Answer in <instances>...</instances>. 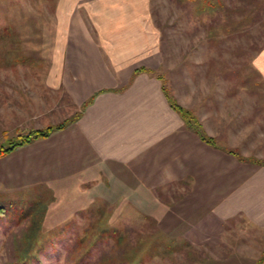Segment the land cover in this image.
Here are the masks:
<instances>
[{
    "label": "crops",
    "instance_id": "0c3cea01",
    "mask_svg": "<svg viewBox=\"0 0 264 264\" xmlns=\"http://www.w3.org/2000/svg\"><path fill=\"white\" fill-rule=\"evenodd\" d=\"M48 14L54 45L47 86L79 112L87 106L75 123L0 156V199L87 187L111 221L134 222L114 219L135 214H128L133 207L136 220H152L167 238L208 244L211 254L220 253L231 221L264 230V165L231 152L249 142V104L213 88L190 104L169 88L215 144L187 127L158 75L164 60L151 0H56ZM253 66L264 83V48ZM256 110L253 117L263 116L264 100ZM255 148L239 154L264 159V151L248 153ZM222 253L215 264H257L244 250Z\"/></svg>",
    "mask_w": 264,
    "mask_h": 264
},
{
    "label": "rangeland",
    "instance_id": "374dc122",
    "mask_svg": "<svg viewBox=\"0 0 264 264\" xmlns=\"http://www.w3.org/2000/svg\"><path fill=\"white\" fill-rule=\"evenodd\" d=\"M55 3L0 0V149L79 112L66 94L47 86L54 45L48 12ZM211 3L212 7L203 0H151L164 60L158 75L190 104L209 88L236 103L247 101L254 128L249 142L240 146L244 154L256 147L248 153L260 157L264 111L256 118L253 112L264 100V83L253 61L264 48V0ZM241 147L236 151L243 153ZM98 203L95 191L87 187L31 190L0 199L5 208L0 215V264H215L224 259L221 251L227 248L244 250L257 261L264 257V230L242 219L223 227L220 253L211 254L208 244L199 248L170 239L152 220H136L140 217L133 207H128V214H135L114 219L134 222H113L111 212Z\"/></svg>",
    "mask_w": 264,
    "mask_h": 264
},
{
    "label": "trees",
    "instance_id": "16d2710c",
    "mask_svg": "<svg viewBox=\"0 0 264 264\" xmlns=\"http://www.w3.org/2000/svg\"><path fill=\"white\" fill-rule=\"evenodd\" d=\"M203 4L205 6L210 5V7H212V3L211 0H203ZM145 68H142L141 70L138 71H145ZM163 89L166 92V96L169 98L170 101V105L173 109H175L178 113H180V115L183 117V119L186 122V125L189 129H191L192 131H194L195 133H197L202 140L206 141L207 143L210 144H215L214 141L210 138H208L204 132L202 131L201 125L199 124L198 120L195 118V116L192 114V112L186 108H184L183 106H181L171 95L170 89L166 86V83L164 82L163 85ZM87 106L84 105L83 108L80 110V112H77L73 117L65 120L64 122L56 125V126H51L48 127L45 130H36L31 132L28 136L23 137L21 140L17 141V142H13L10 143V146L7 148H2L0 149V156L5 155L11 151H13L14 149L27 145L29 143H32L35 140L38 139H43V138H47L49 137L53 132L58 131V130H62L64 129L66 126L71 125L73 123H75L82 115L84 108ZM232 153L236 154L240 160L242 161H250V162H254L258 165H264V160H260L257 158H253V159H246L243 156H241L238 152L235 151H231ZM5 214V208L0 206V215H4ZM257 264H264V257L260 260L257 261Z\"/></svg>",
    "mask_w": 264,
    "mask_h": 264
}]
</instances>
